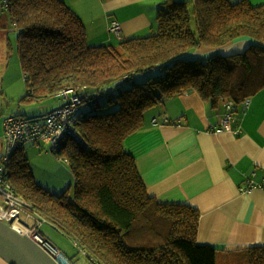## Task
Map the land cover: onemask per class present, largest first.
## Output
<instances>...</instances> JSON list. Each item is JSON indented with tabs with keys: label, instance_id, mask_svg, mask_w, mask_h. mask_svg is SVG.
<instances>
[{
	"label": "trees",
	"instance_id": "16d2710c",
	"mask_svg": "<svg viewBox=\"0 0 264 264\" xmlns=\"http://www.w3.org/2000/svg\"><path fill=\"white\" fill-rule=\"evenodd\" d=\"M0 11L9 12L18 31L29 89L24 99L64 98V90L84 99L75 113L81 138L67 134L50 150L74 176L72 198L38 185L22 150L8 164L12 187L32 212L72 238L91 264H219V251L220 260L239 256L243 264H264V245L226 251L199 244V210L150 196L125 148L144 127L148 109L184 91L213 106L246 108L264 89V4L166 0L151 35L98 46L88 44L81 17L64 0H0ZM241 37L257 43L228 56L194 55ZM142 75L147 78L139 82ZM84 105L116 108L92 113L80 111ZM80 257L69 259L77 264Z\"/></svg>",
	"mask_w": 264,
	"mask_h": 264
},
{
	"label": "crops",
	"instance_id": "0c3cea01",
	"mask_svg": "<svg viewBox=\"0 0 264 264\" xmlns=\"http://www.w3.org/2000/svg\"><path fill=\"white\" fill-rule=\"evenodd\" d=\"M64 1L81 17L88 44L98 46L120 42L110 30L114 21L121 24L122 39L153 33L158 9L166 0ZM256 43L241 37L217 48H197L194 55L205 59L217 51L228 56ZM156 105L145 112L144 127L125 141L149 195L160 203L197 208L201 245L226 251L264 245V189L241 190L251 180L264 184V89L248 107H239L232 132L217 131L225 113L223 103L213 106L196 91L181 92ZM47 243L50 250H57ZM223 254L219 251L218 260ZM0 264L8 263L0 257Z\"/></svg>",
	"mask_w": 264,
	"mask_h": 264
},
{
	"label": "rangeland",
	"instance_id": "374dc122",
	"mask_svg": "<svg viewBox=\"0 0 264 264\" xmlns=\"http://www.w3.org/2000/svg\"><path fill=\"white\" fill-rule=\"evenodd\" d=\"M242 44L241 42L238 48L242 49ZM245 49L240 52L245 51ZM212 54H217V51L211 52ZM146 78L147 76L142 75L137 80L144 82ZM28 92V85L24 78L18 54V31L11 24L9 12L0 11V149L3 148V151L6 147L4 120L8 116L15 114H23L29 117L39 116L67 104V99L61 96L40 100H25L24 97ZM106 102L107 100H103L100 105L104 106ZM115 108V106H108L94 111L91 106L84 105L80 111L88 110L92 113H104ZM153 111H156V109ZM50 147V144H43L41 147L27 144L21 153L28 158L35 182L38 185L43 186L53 194L67 193V197L72 198L75 188L74 176L68 163L63 158L56 157L50 151ZM34 214L42 221L39 223L41 236L51 245L69 258L81 256L74 261L77 264H91L84 255L78 254L80 251L72 238L64 235L51 221L39 214ZM219 264H243V260L239 256H233L228 258L227 261L226 259H219Z\"/></svg>",
	"mask_w": 264,
	"mask_h": 264
},
{
	"label": "built area",
	"instance_id": "2783aa9c",
	"mask_svg": "<svg viewBox=\"0 0 264 264\" xmlns=\"http://www.w3.org/2000/svg\"><path fill=\"white\" fill-rule=\"evenodd\" d=\"M7 2L8 0H3ZM110 30L121 39V24L113 22ZM72 90H64L62 95L68 100L67 105L61 106L43 115L29 117L27 115H10L4 120L6 147L0 156V219L8 223L15 230L23 235L29 236L33 241L42 247L50 250L45 238L39 232V223L30 209V204L22 197L18 196L9 180L8 164L17 150H22L27 144L41 147L43 144H50V150L57 145L62 138L71 134L81 138L76 129L77 118L75 116L77 106L84 99L78 95H72ZM99 99L101 96L98 97ZM251 103L247 100L246 107ZM236 105L233 102L225 103V113L222 125L218 132H232V124L236 120ZM81 140V139H80ZM260 187L264 189V184L249 182L248 187H242L243 192H250L252 188ZM55 255L59 264H72V261L58 250H50Z\"/></svg>",
	"mask_w": 264,
	"mask_h": 264
},
{
	"label": "water",
	"instance_id": "95a60500",
	"mask_svg": "<svg viewBox=\"0 0 264 264\" xmlns=\"http://www.w3.org/2000/svg\"><path fill=\"white\" fill-rule=\"evenodd\" d=\"M0 257L8 264H59L55 255L0 219Z\"/></svg>",
	"mask_w": 264,
	"mask_h": 264
}]
</instances>
